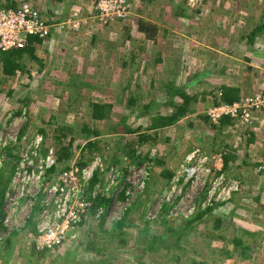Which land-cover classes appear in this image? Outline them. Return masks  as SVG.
<instances>
[{
  "label": "rangeland",
  "instance_id": "obj_1",
  "mask_svg": "<svg viewBox=\"0 0 264 264\" xmlns=\"http://www.w3.org/2000/svg\"><path fill=\"white\" fill-rule=\"evenodd\" d=\"M10 1L17 8L24 0ZM25 1L36 7L46 19L49 18L50 11L60 19L59 22L68 23L64 28L54 27L51 34L43 38L41 44L36 45L35 54L41 59L42 66L25 57L22 60L25 65L24 72H16L14 76L4 75L0 66V147L15 145L21 160L24 159L22 167L28 173L35 171L37 163L45 156L41 152L35 153L34 158H29L27 145L30 140L38 137L29 136L35 134L39 127L47 129L44 122L51 116L52 123L65 128V141L72 140V149L75 148L72 158H82L89 163L95 153L83 150L82 147L88 139L101 140L110 152H114L123 146L124 140L121 136H126L120 122L123 121L124 125H130L131 128L147 126V116L139 118L135 108L148 100L153 93L160 94L166 80L173 79L177 85L186 89L190 87V93L201 95L204 90L207 92L220 84L219 80L223 75L226 82L248 84L253 78L258 79L260 74H264V48L260 52L262 55L249 60L254 65L250 71L244 58L251 54L246 48H241L238 37L235 41L228 35L232 30L229 19L232 16L231 7L227 9L228 16L223 24L218 26L217 23L213 26L214 32H210L205 38L199 35L184 39L171 35L178 33L179 27L183 28L179 23L181 21L193 17L200 23V17L207 18L202 14L203 11H196L205 4H199L200 0H128L130 12L127 16L102 25L92 18V0ZM257 1L261 6L254 5L249 8L247 17L255 16L259 19L262 18L259 15H264V0ZM7 3L8 0H0V10ZM177 10L180 16L174 14ZM246 10H239V26L233 25L236 29L249 23L247 17V23L243 22L245 16L241 12ZM208 18L210 20L211 16ZM140 19L158 27L159 30L152 38H147L138 30L137 23ZM253 21L250 20L249 25H254ZM198 37H202L204 41L198 40ZM262 39L261 45L264 46V37ZM229 43H236V52H224ZM202 44L205 45L203 50L209 52H198L203 48ZM217 59L218 62H214ZM216 64L223 65V74H217L219 69H215ZM263 89L264 81H256L254 86L249 83L243 92L250 95ZM21 97H27L31 101L32 116L29 131L24 133L25 137L16 141L17 132L24 122L22 114L15 113L24 109ZM206 97V105L198 101L201 104L200 111L183 117L177 122V127L160 130L156 143L149 141L139 147L138 152L144 158L134 166L130 164L122 185L114 189L113 182L120 173L107 181L105 190L110 197L107 207L104 210L100 207L93 217L87 219L85 225L73 232L72 238L69 232L68 240L58 250L59 254H63L78 247V258L69 257L67 264H96L99 256L83 248L86 246L87 236L92 232L97 237L106 236L104 231L110 229L124 206H128L130 202L134 201V206L128 214L126 239L127 244L132 247L146 244L147 237L142 233V219H157L150 226L154 232L168 227L178 228L183 222L182 219L195 217L204 208L211 205L215 208L226 200L230 204H221L215 208L227 214L219 227L213 226L215 217L196 221L192 228L185 231V237L179 244L174 236L166 239V243L157 251L148 253L145 263L264 264V184L261 186L264 181V112L252 114L249 122L241 123L244 125L235 123L218 132L199 118L200 114H206L210 108L208 95ZM130 98L136 100L135 105L131 106ZM91 102L110 103L111 118L94 121L89 106ZM122 116L126 118L120 120ZM83 125L97 129L98 136L83 132ZM46 132L43 146L52 143L48 130ZM51 146L56 145L52 143ZM224 146L237 156L226 169L217 160ZM155 155L163 158L164 166L153 165V162L148 161ZM163 167L173 173L170 180L159 174ZM23 181L24 183L14 189L7 188L5 191L0 213L6 230L0 228V237L12 229L21 228L31 216L32 219L39 220L37 209L42 207V197L38 196V192L43 191L48 183L39 186L32 178L25 181V177ZM123 185H129L126 189L129 197L125 201H121L117 194ZM35 204L37 209L33 211ZM228 205L230 206L227 207ZM29 228L27 227L28 231ZM240 233L243 236L242 246L250 248L245 257L239 254L242 248L235 251L231 243L235 234ZM97 237L95 241L100 242ZM14 239L17 240L16 245L9 251L7 260L1 264L41 262L31 255L25 231L19 230ZM104 240L105 238L101 239ZM106 244H109L108 249L114 246L112 242ZM121 253L108 252V262L129 264L128 255H120ZM49 258L43 262L49 263Z\"/></svg>",
  "mask_w": 264,
  "mask_h": 264
},
{
  "label": "trees",
  "instance_id": "obj_2",
  "mask_svg": "<svg viewBox=\"0 0 264 264\" xmlns=\"http://www.w3.org/2000/svg\"><path fill=\"white\" fill-rule=\"evenodd\" d=\"M14 6L15 3L13 1L8 0L6 7L14 8ZM178 11L179 10L174 13L176 16H180V13ZM48 13L49 18L47 19V22L49 24L59 23V18L57 19L55 15L50 11ZM137 24L138 30L143 32L147 38H152L155 33L159 30L154 23H151L144 19L138 20ZM41 43L42 39L38 38V36L30 35L27 37L26 45L23 48L10 49L7 51L0 50L1 72L6 76H14L16 72H24L25 65L22 60H24L25 57L29 61H35L40 66H42L41 59L35 54L36 45H39ZM131 58L132 60L134 59V57ZM248 70H250V68H248ZM259 78L256 80L264 81V74H260ZM176 83L177 82L173 79L166 80L163 83L161 89L162 92L160 94L153 93V95L148 100L144 101L140 106H137L135 108L138 113L137 116L139 118L147 116V126L143 127L141 125H138L135 128H131L130 125H124L123 121L120 122V125L124 126L122 127L123 134L127 136H121V139L124 140L123 146H121V148H117L114 152H110L105 142H101V140L88 139L85 142L84 146L82 147L83 150L95 153L93 158L97 157L101 161V166L95 170L93 177L88 181L86 185L85 189L87 190V199L90 201L91 204L88 209L87 218L80 223L79 227L85 225L87 219L93 217L95 213L98 212V209L100 207L103 208L102 210L107 207L108 203L110 202V197L106 195L107 190H105L107 181L112 178L116 173H120L119 177L115 179V182L116 187L122 185V183H124V175L127 173L130 164L134 166L144 158V155L138 152L139 147H141L143 144L148 143L149 141L153 144L156 143L157 138L160 134V130L170 128L172 126L177 127V122H179L183 117L188 114L200 111L201 104L198 103V101H202L203 104H205V98H207L206 95H208V98L210 100V107L222 103L231 104L235 101L241 100L245 95L247 96V94H244L243 92L247 84H243V87L241 88L229 86L227 84H221L210 89L207 92L206 90H204V92H201L200 95L198 93H190V87L186 89L184 86L177 85ZM252 85L254 86V84ZM20 101L23 104L24 109H19L15 113L22 114L24 122L17 132L15 138L16 141L21 140V138L25 137L24 133H27L29 131V123L32 116L30 109L31 101H29L27 97H21ZM129 102L131 106L136 104L135 99L133 100L130 98ZM89 106L91 109V118L94 121H104L109 120L111 118L112 105L110 103L91 102ZM125 118V116H122L120 120H124ZM199 118H201L204 122L210 124L218 132L224 127L235 125V123L244 125L241 124L242 122H239L238 119L229 117L227 115L222 116L215 124L210 121L209 117L207 116V113L200 114ZM52 119L53 117L51 116L48 121L44 122L48 126L47 129H45V127H39L36 129L35 134L29 136L31 138H33L34 136H38L41 139L42 142L39 143L40 148L39 144L37 147L32 148L27 146V148L29 149V158H34L35 153L41 154L42 152L43 154H46L47 151L53 147L51 146L52 143H55L56 146L53 148L57 156V166L51 167L46 172V177L49 179L53 175H57L60 170L66 169L68 167V162L71 160L73 152L75 151V148L72 149V140L67 142L65 141L67 137L64 130L65 128L57 123H52ZM188 125L191 124L188 123ZM47 130L49 132V137L52 143L49 142L48 146H43L45 138L47 137ZM82 130L85 133H92L94 136H98L99 134L97 129L88 125H83ZM132 134L133 137H131ZM167 140L169 139L167 138ZM11 145L12 144L0 147V211L5 191L9 187L11 180L18 168L19 161L21 160V156H19L18 151H16L15 149L16 146ZM77 147H79V145ZM222 149L223 150H221V155L223 168L226 169L228 168L230 162L237 159V156L232 151L226 150V146H224ZM19 151L21 152V150ZM148 161L153 162V165L164 166V160L159 155H155L149 158ZM78 163L80 166H85L88 162L86 163L85 161H83L82 158H80L78 159ZM159 174L166 180H170L173 176V173L165 167L162 168ZM147 178L148 176H146V179ZM263 184L264 181H262L261 186ZM128 187L129 185H123L122 189L117 192L121 201H125L128 199L129 196L128 193H126V189ZM221 204L227 205L230 204V201L226 200L224 202H221L216 207L220 206ZM231 204L233 205V203ZM133 206L134 201L130 202L128 206H124L119 218L112 223L109 230L104 231L107 234L106 236L97 237L98 235H94L93 232L87 236V239L85 241L86 246L83 248L89 251H93L95 255L99 256V259L96 264H111V262H108V259L110 257L106 255L108 252L113 254L122 252L120 255H128L127 261L129 264H146L144 259L148 255V253H150L151 251H157L163 245V243H166V239L174 236L176 237V242L179 244V241L185 237V231L188 228H192L196 221L201 222L204 221L203 218L215 217L213 221V226L217 228L222 222L223 217L227 215L222 213V211L215 209L216 207L214 208V205H211L197 212L195 217H187L185 219H182L183 222L180 227H168L167 229H163L157 232L151 231L150 228L151 224L154 223L157 219H142L141 223L144 225V227L142 228V233H144V235L147 237L146 244H143V246L135 245L130 247L127 244L126 235L128 232L126 230L129 226L127 222L128 214L130 213V210ZM229 206L230 205H228L227 207ZM234 208L235 206L232 208V210ZM35 209H37L36 204L33 206V211ZM37 210L39 212L41 211V209ZM0 216V228L5 231L6 228L2 224L3 217L1 213ZM36 225L37 221L32 219L31 216L25 221L24 225L21 228L12 229L5 236L0 237V264L7 260V255L9 251L16 245L17 240H15L14 238L17 236L18 231H25L26 233L28 231L27 227H30L29 230L34 231ZM78 229L74 230V233ZM96 237L99 239L100 242L95 241ZM242 237L243 236L241 233L235 234L234 238L231 239V243L235 251L239 250V248L241 247L242 249L240 250L239 254L245 257L247 256L246 251L250 248L248 246H242ZM103 238H105V240L101 241V239ZM67 240L68 238L61 245H58L52 249H43L38 251L33 246H30L29 248L31 249V255H34L37 261H41L38 264H46L43 262V260H46V258L48 259L51 256L52 257L49 258L50 260L47 264H67V260L69 259V257L70 259H76L80 254L77 250L78 247H75L72 251L67 250V253L59 254V248ZM107 242H112L114 246L108 249L107 245L109 244H106ZM227 252L229 253L228 250ZM92 259H96V257H92ZM27 262L28 264H33L32 262ZM193 264L196 263L194 262Z\"/></svg>",
  "mask_w": 264,
  "mask_h": 264
},
{
  "label": "built area",
  "instance_id": "obj_3",
  "mask_svg": "<svg viewBox=\"0 0 264 264\" xmlns=\"http://www.w3.org/2000/svg\"><path fill=\"white\" fill-rule=\"evenodd\" d=\"M92 1V18L99 25L123 18L130 12L128 0ZM66 24L65 22L49 24L40 11L25 0L17 8L5 7L0 10V50L23 48L28 36L34 35L43 39L51 34L54 27L64 28ZM257 112H264V89L244 96L241 100L231 104L222 103L211 106L206 113L210 121L215 124L224 115L247 123L251 120L252 114ZM40 140L37 137L27 146L37 147ZM217 160L223 164L221 154ZM23 161L24 159L21 160L8 190L24 183V177L25 181L32 178L39 186L48 183L43 191L38 192V196L42 197L39 220L34 231L26 232V241L29 247L33 246L38 251L52 249L69 238L67 236L69 232H71L70 237H73L74 230L78 229L80 223L87 218L91 203L85 196V188L95 170L101 166V161L95 157L85 166H80L78 158H71L68 167L60 170L50 179L46 177V172L51 167L57 166L54 148H50L39 160L35 171L28 173L25 167H22ZM187 161H190V158H187ZM113 185L116 188V182H113Z\"/></svg>",
  "mask_w": 264,
  "mask_h": 264
},
{
  "label": "crops",
  "instance_id": "obj_4",
  "mask_svg": "<svg viewBox=\"0 0 264 264\" xmlns=\"http://www.w3.org/2000/svg\"><path fill=\"white\" fill-rule=\"evenodd\" d=\"M200 3L201 4L205 3V4H202L200 6L199 10H196V11L197 12L200 10L203 11L202 14L204 15V17L205 16L207 17L205 19L204 18L202 19L200 17V20L202 21L200 23H202V24L198 23V19L196 20L193 17H190L186 21L179 22L183 28L179 27V32L175 33L171 36H175V37L177 36V37H182V38L186 39V37H188V36H191V38H193L194 36L201 35L203 38H205L210 32H214V28H213L214 25L216 26L217 23H218V26L220 24H223V21L228 16L227 9H228V7H231L230 8V14L232 15L231 16L232 18L229 16L230 17L229 19H230V24H231L232 30L230 32H228L229 33L228 35H230L231 39H233V40H235L238 37V41L242 45L241 48H246V51H248L251 54V56H249V57L247 55H245L244 60H245V63L247 64V68L250 67V71H252L251 67H253L254 65H253V63H249L250 62L249 60L255 59L256 57H259V55H262V53H260V52L262 51L261 49L264 48L263 44L261 45L262 40H263L262 38L264 37V15L258 14L259 17H262V18L258 19V17L255 18V16H248L247 17V13H249L248 9L251 8L252 6H254V5L261 6L260 3L257 0H202V1L200 0L199 4ZM240 9H247L246 12H241L242 15L245 16L244 21H243L244 24L247 23L246 19L248 18L249 23H250V20L251 21L254 20L253 21L255 23L254 25H253V23L250 25L248 23L247 25L242 26L241 29H238V28L236 29L233 26V25L239 26L240 18L238 17V14L240 13L239 12ZM258 11L256 13H258ZM209 15L211 16L210 20L208 18ZM257 20H259V22ZM198 24H200V25H198ZM187 27H188V29H187ZM190 28L193 30H192V33L189 34V32L191 31ZM183 29H185V30H183ZM202 30H203V32H202ZM216 30H217V28H216ZM237 30H238V32H237ZM232 31H234V32H232ZM232 33H234V34H232ZM231 35H233V36H231ZM202 37H200V38L198 37V40L204 41L202 39ZM206 39H209V37H207ZM260 39H262V40H260ZM233 40H229V41L233 42ZM257 44L259 46H257ZM202 45H203V48L200 49L198 52H209L208 50H203L205 45L204 44H202ZM235 46H236V43H229V47L226 50H224V49H222V50H224V52H236L237 48ZM222 50H221V52H222ZM213 52H216V51H213ZM222 55H224V54H222ZM219 59L215 60L214 62L217 63ZM222 64H216V66H215V69H219L218 73H217L218 75L223 74L225 72V68L223 67ZM235 75H234V77H235ZM253 79L254 80L252 82L250 80L249 83L254 84L256 81H258V80H256V78H253ZM219 81H220L219 82L220 84H218V85L227 84L229 86L240 87V88L243 86V84H237L235 81L226 82L224 75L222 76V79ZM249 83L247 85H249Z\"/></svg>",
  "mask_w": 264,
  "mask_h": 264
},
{
  "label": "clouds",
  "instance_id": "obj_5",
  "mask_svg": "<svg viewBox=\"0 0 264 264\" xmlns=\"http://www.w3.org/2000/svg\"><path fill=\"white\" fill-rule=\"evenodd\" d=\"M117 188V187H116ZM116 188H114V189H116Z\"/></svg>",
  "mask_w": 264,
  "mask_h": 264
}]
</instances>
